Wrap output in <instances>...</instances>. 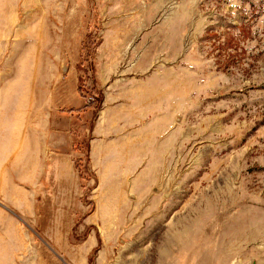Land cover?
<instances>
[{"label":"rangeland","instance_id":"rangeland-1","mask_svg":"<svg viewBox=\"0 0 264 264\" xmlns=\"http://www.w3.org/2000/svg\"><path fill=\"white\" fill-rule=\"evenodd\" d=\"M0 264H264V0H0Z\"/></svg>","mask_w":264,"mask_h":264},{"label":"built area","instance_id":"built-area-1","mask_svg":"<svg viewBox=\"0 0 264 264\" xmlns=\"http://www.w3.org/2000/svg\"><path fill=\"white\" fill-rule=\"evenodd\" d=\"M89 102V101H88ZM91 103V102H90Z\"/></svg>","mask_w":264,"mask_h":264}]
</instances>
